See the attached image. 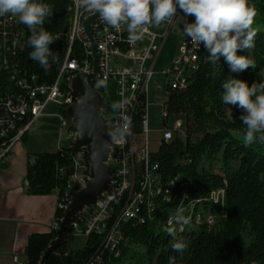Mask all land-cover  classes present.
I'll use <instances>...</instances> for the list:
<instances>
[{
  "label": "trees",
  "instance_id": "1",
  "mask_svg": "<svg viewBox=\"0 0 264 264\" xmlns=\"http://www.w3.org/2000/svg\"><path fill=\"white\" fill-rule=\"evenodd\" d=\"M45 2L52 7L53 15L45 19L42 27L52 37L67 31L70 0ZM249 5L255 11L254 47L238 54L250 55L255 67L233 73L223 57L217 65H212L201 45L198 67L188 86L182 91L167 87V111L170 116L184 120V135L162 143L153 156L163 182L180 175L190 199H207L212 192L225 191L223 200L211 206L217 225L207 230L191 224L183 233L175 235L187 243L182 254L171 249L173 237L167 231H158L156 221L132 220L121 225V239L114 250L102 246V238L98 236L86 238L83 249L73 250L75 236L68 225L64 243L50 253L44 264H168L170 256L176 258L175 264H264V142L246 145V129L239 120L242 110L235 105H225L220 99L225 79L245 80L249 86L264 79V0H249ZM22 25L26 33L24 47L9 58L11 66H17L19 72L0 69V98L24 94L18 86L22 78L30 80L34 76L36 84L52 85L61 68L64 46L54 42L50 45L52 55L45 71L29 58L30 32ZM61 113L71 125L63 109ZM229 114L233 117L231 121ZM30 118L27 115L18 121L16 130L24 127ZM74 153L68 144L56 152L28 153L26 194L63 195L73 174ZM214 165H219L220 172H214ZM204 205L208 208L207 202ZM141 216L146 217L144 212ZM63 218L64 211L56 209L54 219L60 222ZM55 239L56 231L52 230L31 234L25 247L26 264H41Z\"/></svg>",
  "mask_w": 264,
  "mask_h": 264
},
{
  "label": "built area",
  "instance_id": "2",
  "mask_svg": "<svg viewBox=\"0 0 264 264\" xmlns=\"http://www.w3.org/2000/svg\"><path fill=\"white\" fill-rule=\"evenodd\" d=\"M69 10L71 16L67 31L52 37L54 43L64 46L62 64L55 82L52 85H38L34 76L30 80L22 78L18 86L24 94L0 98V162L33 124L46 116L45 112L51 104H54V115L59 119L57 150L73 141V126L63 117L61 109L65 111L81 99L71 90L72 79L77 75L93 74V88L105 97L104 88L112 83L118 97L117 111L110 121L107 120L111 140L108 164L112 174L109 189L100 196L96 205L85 208L70 223L74 236H98L102 238V246L114 250L121 239V225L132 220H139L140 223L147 219L156 221L158 231L174 227L175 235L183 233L191 224L196 228L203 226L212 230L217 225V217L211 206L223 200L225 191L212 192L207 199H190L180 175L163 182L157 172L158 165L153 163V156L162 143H169L177 135H184V120L170 116L166 103L160 105L161 129L156 131L150 127L148 109L151 103L147 94L156 61L173 29L174 18L182 13L159 25L148 26L142 39L135 42H129L126 24L112 28L100 17L97 18L90 26L98 57V69L94 72L92 44L84 23L97 14L81 8L79 0H70ZM182 20L183 23L187 20L192 22L194 17L182 15ZM25 35L18 15L0 16V69L11 70L14 74L19 72L17 66H11L9 58L23 49ZM199 50L191 47L187 36L182 39L177 57L165 71L171 78L167 85L170 90L182 91L188 86L198 67ZM108 109L104 111L105 116L110 112ZM27 115L31 117L29 122L16 130V123ZM157 132L161 135L158 140L154 138ZM12 133L15 134L10 137ZM63 140L66 142L62 143ZM72 161L73 174L65 193L57 199V209L60 211L66 210L73 193L92 181L86 152L75 151ZM27 185L25 182V188ZM205 202L208 208H205ZM178 207L183 209L186 217H190L189 224L183 227L168 224ZM143 212L146 217L141 216ZM60 224L61 221L54 219L51 230L57 232ZM14 261L22 264L18 258H14Z\"/></svg>",
  "mask_w": 264,
  "mask_h": 264
},
{
  "label": "clouds",
  "instance_id": "3",
  "mask_svg": "<svg viewBox=\"0 0 264 264\" xmlns=\"http://www.w3.org/2000/svg\"><path fill=\"white\" fill-rule=\"evenodd\" d=\"M79 6L99 14L102 21L112 28L126 24L129 42L142 39L150 25H159L168 18L182 13L186 18L194 17L192 22L183 24V32L194 49L201 45L207 52V61L217 65L221 57L233 73L243 72L255 64L250 55H239L238 51L254 47L255 30L252 28L254 9L249 0H79ZM18 15L26 25L31 47L29 58L47 71L52 35L42 25L53 15L52 7L45 0H0V16ZM220 99L225 105H235L242 110L239 117L245 126L244 142L250 145L256 141L264 142V79L248 82L241 79H225L221 85ZM233 119L228 115V120ZM190 217L177 208L168 220L169 225L183 227ZM173 237L171 249L183 253L187 243L175 237L176 229L168 227ZM176 258L170 256L168 264H175Z\"/></svg>",
  "mask_w": 264,
  "mask_h": 264
},
{
  "label": "water",
  "instance_id": "4",
  "mask_svg": "<svg viewBox=\"0 0 264 264\" xmlns=\"http://www.w3.org/2000/svg\"><path fill=\"white\" fill-rule=\"evenodd\" d=\"M97 18H99V14L84 23L86 34L92 44L94 72L98 69V57L96 45L91 37L90 26ZM92 79L93 74L77 75L72 79L71 90L74 94L81 96V99L65 109V115L70 120L75 133V138L68 144V147L76 152H86L92 181L85 188L73 193L71 202L64 211L60 228L56 232V239L44 253L41 264L45 263L50 253L64 243L67 226L85 208L95 206L100 196L109 189L112 172L108 164L111 140L108 135V121L104 114L107 103L106 98L92 87Z\"/></svg>",
  "mask_w": 264,
  "mask_h": 264
},
{
  "label": "crops",
  "instance_id": "5",
  "mask_svg": "<svg viewBox=\"0 0 264 264\" xmlns=\"http://www.w3.org/2000/svg\"><path fill=\"white\" fill-rule=\"evenodd\" d=\"M36 124L25 134V140L16 143L0 162V264H17L14 258L26 264L28 237L34 233L50 232L54 221L57 193L29 196L25 192L28 153L57 151L56 142L55 150L46 151L40 149L46 146L47 140L30 138L29 133Z\"/></svg>",
  "mask_w": 264,
  "mask_h": 264
},
{
  "label": "rangeland",
  "instance_id": "6",
  "mask_svg": "<svg viewBox=\"0 0 264 264\" xmlns=\"http://www.w3.org/2000/svg\"><path fill=\"white\" fill-rule=\"evenodd\" d=\"M174 19L176 21H174L173 29L163 45L162 51L160 52L154 67V75L148 84L147 94L148 100L151 103V106L148 109V121L150 127L156 131L160 130L162 127V110L160 105L165 104L169 98L167 85L171 81V78L165 74V71L177 57L178 47L182 39L186 36L183 32L184 23L182 20V15L178 14L177 19L176 17ZM175 31H177V33H174ZM147 65H149V62ZM104 95L107 103H109L108 107L110 108V112L106 113V118L108 121H110L112 115L117 111L118 102L114 84L109 83L107 86H105ZM54 109V104H51L45 112L46 116L39 119L35 127H33L32 131L29 133V136L32 140H47L46 146L40 150L51 151L56 149L55 142L58 138L57 130L59 128V119L54 115ZM52 129L53 131H51ZM37 131L40 132L36 133ZM160 137V133H154L155 139L158 140ZM65 142V140L62 141V143ZM213 169L215 173L220 172L219 165H214ZM86 242L87 239L85 237L76 235L75 241L72 243L71 248L73 250L83 249L86 245Z\"/></svg>",
  "mask_w": 264,
  "mask_h": 264
}]
</instances>
